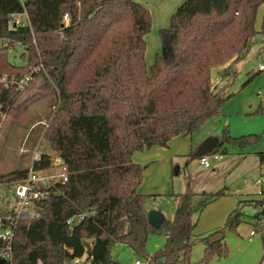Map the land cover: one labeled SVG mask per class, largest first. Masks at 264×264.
<instances>
[{
	"label": "trees",
	"instance_id": "trees-1",
	"mask_svg": "<svg viewBox=\"0 0 264 264\" xmlns=\"http://www.w3.org/2000/svg\"><path fill=\"white\" fill-rule=\"evenodd\" d=\"M263 4L264 0L182 1L169 27L159 32L164 54L157 53L147 66L145 35L151 17L136 0H25L29 23L20 26L9 23L11 14L23 11L20 1L0 0V38L6 40L0 48V75L12 74L19 81L28 73L25 66L8 61L7 51L15 46L10 40L28 45L27 55H21L28 63L35 49L39 51L58 92V107L45 136L67 175L65 182L52 184L49 194L34 202L36 217L17 222L13 259L20 264H67L84 257L88 264H118L110 251L121 243L144 256L147 264H193L189 255L197 208L191 194H178L173 218L153 228L145 208L147 196L138 192L144 167L132 155L145 147H167L174 136L189 135L219 114L230 95L212 86L211 71L230 63L224 74L228 69L235 74L234 62L255 43L264 46V13L256 25ZM254 75L248 74L246 82ZM19 92L17 84L0 86V113L19 107ZM260 137L224 133L213 153L225 154L228 143L245 148ZM258 157L263 165L264 152ZM51 165L52 158L41 154L32 167L45 170ZM28 170L0 174L6 188L0 190V200ZM261 194L255 202L262 206L258 217L264 216V191ZM234 212L228 218L230 227L239 222L240 213ZM9 213L0 208L3 220ZM80 215V220L68 223ZM163 226V249L147 257L149 234ZM210 236L203 238L205 258L220 242L209 244ZM84 241L91 244L90 255ZM4 246L0 240V252ZM219 248L218 254L226 253Z\"/></svg>",
	"mask_w": 264,
	"mask_h": 264
},
{
	"label": "rangeland",
	"instance_id": "rangeland-1",
	"mask_svg": "<svg viewBox=\"0 0 264 264\" xmlns=\"http://www.w3.org/2000/svg\"><path fill=\"white\" fill-rule=\"evenodd\" d=\"M137 1L150 12L151 26L145 35V62L150 66L162 47L159 32L165 29L163 23L169 27L170 17L176 8L168 11L169 6H164L163 0ZM263 13L264 4L257 12V27L260 26ZM9 42L15 46L7 51L8 61L25 66L29 79L22 82V87L19 88L16 98L19 107L10 114L0 113V174L29 169L36 157L48 154L52 158V165L44 173L47 176L53 174L58 179V175L64 172V165L58 160V154L45 136L58 107V92L54 89L56 86L41 64L38 50L35 49L37 54L28 63L26 56L21 57L26 54L28 45L12 40ZM5 44L6 40L0 38V48ZM260 62H264V46L255 43L242 60L233 64L232 69L236 74L228 69V76L219 84L218 88L224 89L223 92L230 94V97L217 116L204 122L189 135L174 136L167 147H145L134 151L132 155L133 161L144 167L138 192L147 196L145 208L148 211H161L170 220L177 206V195L191 194L192 204L197 208L192 216L195 224L189 255L193 264H260L264 257V227H256L259 219L264 221V216L256 215L262 210V206L255 205L256 201L262 199L261 191H264V185L260 188L255 184V180L264 173V164L259 166L258 159V153L264 152V115L260 108V99L264 96V71L258 70ZM216 68L211 71L212 84L217 77ZM38 72L40 76H32ZM248 74L255 75L246 82ZM11 76L14 75L1 74L0 86H4L6 81L11 87ZM3 78L5 80L1 81ZM224 133L232 137L250 134L261 137L258 142L245 148L225 144V154L220 150L216 152L222 156L218 162L208 154L211 166L205 168L200 164L199 158L194 157L193 152L202 139L210 135L221 139ZM240 153L246 156L245 161ZM217 192L221 194L200 206L203 200ZM234 211L240 213L239 222L230 227L228 218ZM217 230L223 237L213 248V253L205 258L207 241L203 238ZM251 230H255L252 236ZM165 241L164 226L161 230L150 233L145 246L147 257L163 249ZM219 247L225 248L226 253L218 254ZM110 255L118 264H133L135 260L147 264L144 256L136 255L130 247L121 243L111 248ZM80 264L88 263H84L82 257Z\"/></svg>",
	"mask_w": 264,
	"mask_h": 264
},
{
	"label": "built area",
	"instance_id": "built-area-1",
	"mask_svg": "<svg viewBox=\"0 0 264 264\" xmlns=\"http://www.w3.org/2000/svg\"><path fill=\"white\" fill-rule=\"evenodd\" d=\"M21 5L23 6V11L20 13H13L9 16V23L13 26L24 25L25 23H29V18L27 11L25 10L24 3L25 0H19ZM67 19V15H64V20ZM259 70H264V62H261L258 65ZM29 77L26 76L23 79L17 81L14 79V76L10 78V84H17L18 88L22 87V82L28 80ZM5 79H1L4 81ZM10 85V86H11ZM4 87L8 88L9 85L5 81ZM260 106L262 108V114L264 115V96L260 99ZM214 160H219L221 155L218 153H210ZM40 158L36 157L35 160ZM200 163L204 167H210L211 163L209 161L208 154L199 157ZM55 176L46 175L44 170H34L31 166L28 170L27 177L22 180L12 184L8 189V196L2 195L3 201L0 200V208L5 209L10 212L8 216L3 218L0 217V240L5 242V246L0 252V259H5V262H9L10 264H20L18 260L12 258L11 255V243L14 236V228L19 220H30L33 217L37 216V213L34 210V202L45 198L49 194V187L56 182H65L67 180V175L65 172L60 173L58 175V179L54 178ZM255 184L260 188L264 185V174L261 175L257 180H255ZM5 186L0 183V190L5 191ZM82 218V216H78L77 218L70 219L68 223L71 225L74 221H78ZM257 228L261 229L264 227L263 219H259L257 223ZM255 230L250 231V235H254ZM81 258H74L71 261H68L67 264H80ZM133 264H145L141 263L139 260H135ZM260 264H264V257Z\"/></svg>",
	"mask_w": 264,
	"mask_h": 264
},
{
	"label": "water",
	"instance_id": "water-1",
	"mask_svg": "<svg viewBox=\"0 0 264 264\" xmlns=\"http://www.w3.org/2000/svg\"><path fill=\"white\" fill-rule=\"evenodd\" d=\"M219 144V140L216 137L206 138L202 144L199 146L197 151V156H203L207 153L212 152L215 147ZM165 217L161 211L158 210H149L148 211V223L155 229L160 228L164 221ZM223 237L222 233L216 232L209 237V244H213ZM85 253L90 255L91 253V244L87 241H84ZM2 262H5V259H0Z\"/></svg>",
	"mask_w": 264,
	"mask_h": 264
},
{
	"label": "crops",
	"instance_id": "crops-1",
	"mask_svg": "<svg viewBox=\"0 0 264 264\" xmlns=\"http://www.w3.org/2000/svg\"><path fill=\"white\" fill-rule=\"evenodd\" d=\"M137 1V0H136ZM182 1H184V0H163V5L165 6V5H167V6H169L168 7V11H172V10H174L175 8H177V6L182 2ZM140 3V2H139ZM142 4V3H141ZM262 19V18H261ZM163 26H165V29L168 27L165 23H163ZM167 26V27H166ZM160 49V52H159V54H164V49H163V47H161V48H159ZM146 57V56H145ZM236 62H234L233 64H235ZM261 63V62H260ZM259 63V64H260ZM258 64V65H259ZM230 65V63L229 64H227V65H224V66H221V67H218V68H216V76L218 77H215V82H213V84H212V86L213 87H215V88H218L219 87V84L228 76V75H225L224 74V71H225V69L228 67ZM232 67H233V65H232ZM233 71H234V69H232ZM259 70V69H258ZM213 71V70H212ZM260 72L261 71H264V70H259ZM235 72V74H236V71H234ZM212 79V78H211ZM224 90V89H223ZM223 96L224 95H230V94H227V92H223L222 91V93H221ZM260 108H261V106H260ZM223 122H224V120H223ZM225 124V123H224ZM181 135H184V134H181ZM185 136V135H184ZM208 137H216L219 141H220V137H218V136H213V135H210V136H208ZM208 137H206V138H208ZM205 138V139H206ZM204 139V140H205ZM201 140V139H200ZM203 139H202V141H200V143L198 144V146H197V148L195 149V151L193 152V154H194V157H198L199 158V156H197V151H198V148H199V146L202 144V142L204 141ZM170 142V141H169ZM169 144V143H168ZM210 153H213V151L212 152H210ZM210 153H207V154H210ZM240 155L242 156L241 158H242V160L243 161H245L246 160V156L244 155V153H240ZM222 157V156H221ZM221 159V158H220ZM219 159V160H220ZM258 159H259V157H258ZM58 160H61V159H58ZM199 160V159H198ZM219 160H216L217 162L219 161ZM200 162V161H199ZM260 162V161H259ZM201 164V163H200ZM202 165V164H201ZM262 164H260L259 163V166H261ZM203 166V165H202ZM205 168H209V167H205ZM141 194H143V193H141ZM163 213V212H162ZM164 217H165V215H164ZM166 218V217H165ZM171 220V219H170Z\"/></svg>",
	"mask_w": 264,
	"mask_h": 264
}]
</instances>
